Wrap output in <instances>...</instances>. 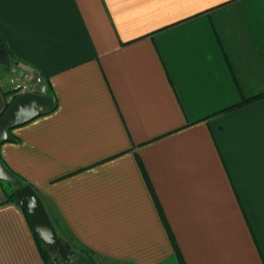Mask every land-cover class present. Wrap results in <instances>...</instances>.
<instances>
[{
  "label": "crops",
  "instance_id": "obj_1",
  "mask_svg": "<svg viewBox=\"0 0 264 264\" xmlns=\"http://www.w3.org/2000/svg\"><path fill=\"white\" fill-rule=\"evenodd\" d=\"M2 43L0 115L17 69L56 107L0 157L60 233L119 264H264V0H0ZM0 264H46L1 190Z\"/></svg>",
  "mask_w": 264,
  "mask_h": 264
},
{
  "label": "water",
  "instance_id": "obj_2",
  "mask_svg": "<svg viewBox=\"0 0 264 264\" xmlns=\"http://www.w3.org/2000/svg\"><path fill=\"white\" fill-rule=\"evenodd\" d=\"M7 55L5 45H0V57ZM26 80L34 85L33 91L21 92L16 94L8 107L0 116V145L4 141L13 140L12 130L23 125L42 113L51 110L55 101L46 94L47 83L42 75L37 72H25L16 70ZM0 180H5L18 187L17 204L24 210L30 220L31 228L42 242L50 247H57V254L63 259L68 257V249L50 217L44 200L38 192L24 182L10 170L0 157ZM52 254L54 252L51 251Z\"/></svg>",
  "mask_w": 264,
  "mask_h": 264
},
{
  "label": "trees",
  "instance_id": "obj_3",
  "mask_svg": "<svg viewBox=\"0 0 264 264\" xmlns=\"http://www.w3.org/2000/svg\"><path fill=\"white\" fill-rule=\"evenodd\" d=\"M15 96H16V94L14 95V97ZM258 97L259 96H255V97L246 99V100L242 101L240 104H237V105L232 106V107L227 108V109H231V108H234L236 106L242 105V104H244V103H246L248 101H251L253 99H256ZM9 103H7L6 108L8 107ZM55 107H56V104L54 105V107L51 110H53ZM227 109H225V110H227ZM51 110H49V111H51ZM0 183L3 185L4 193H6V196H7V201H11V202H14V203L17 204V196H16V194H17V191H18L19 188L15 187L12 183H10L8 181H5V180H0ZM24 184H26V183H24ZM8 187L12 188L11 193L8 192V190H7ZM24 211H25V213L27 215L26 210H24ZM27 217H28V215H27ZM28 219H29V217H28ZM52 221H53V223H54V225H55V227L57 229L56 222L53 220V218H52ZM57 231L59 233V236L61 237L60 232H59L58 229H57ZM35 238H36V240L38 242L40 253H41L42 257L44 258L46 264H55V261H54V258H53V255H52L50 249L47 246H45V244L42 242V240L39 239L36 235H35ZM62 240H63L64 244L66 245L68 251L70 253H72V257H73L72 263H74V264L75 263L76 264H96V258L97 257H96V254L92 250H90V249H88L85 246L80 245V244H78V245L77 244H71L70 242H67L63 238H62ZM173 244H174V247H175V250H176L178 256L180 258H182L180 250H179V248L177 246V243L174 240H173ZM75 260H76V262H75Z\"/></svg>",
  "mask_w": 264,
  "mask_h": 264
},
{
  "label": "built area",
  "instance_id": "obj_4",
  "mask_svg": "<svg viewBox=\"0 0 264 264\" xmlns=\"http://www.w3.org/2000/svg\"><path fill=\"white\" fill-rule=\"evenodd\" d=\"M34 86L31 82L25 80H19L17 78H11V91L15 94L27 91H33Z\"/></svg>",
  "mask_w": 264,
  "mask_h": 264
},
{
  "label": "rangeland",
  "instance_id": "obj_5",
  "mask_svg": "<svg viewBox=\"0 0 264 264\" xmlns=\"http://www.w3.org/2000/svg\"><path fill=\"white\" fill-rule=\"evenodd\" d=\"M0 190L1 191H4V188H3V185L0 183ZM8 192L11 193L12 191V188L11 187H8L7 188ZM6 195V193H5ZM7 197V196H6ZM61 237L66 240L67 242H70L71 244H77L75 240H73L72 238H70L68 235L64 234V233H60ZM78 245V244H77ZM53 255V254H52ZM96 264H119V263H116V262H112L110 260H107V259H102V258H99L98 256H96ZM53 258H54V261H55V264H58L57 261H56V256L53 255ZM76 262V260H75ZM74 264V263H72ZM76 264V263H75Z\"/></svg>",
  "mask_w": 264,
  "mask_h": 264
},
{
  "label": "flooded vegetation",
  "instance_id": "obj_6",
  "mask_svg": "<svg viewBox=\"0 0 264 264\" xmlns=\"http://www.w3.org/2000/svg\"><path fill=\"white\" fill-rule=\"evenodd\" d=\"M49 249L50 251L54 252L53 255L56 256V261L58 264H72V253L69 252L68 257L66 259H63L60 255L57 254V247H50Z\"/></svg>",
  "mask_w": 264,
  "mask_h": 264
}]
</instances>
